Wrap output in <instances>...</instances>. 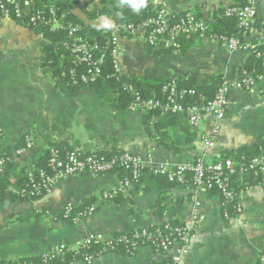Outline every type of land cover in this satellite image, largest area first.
Listing matches in <instances>:
<instances>
[{"label": "crops", "instance_id": "1", "mask_svg": "<svg viewBox=\"0 0 264 264\" xmlns=\"http://www.w3.org/2000/svg\"><path fill=\"white\" fill-rule=\"evenodd\" d=\"M246 1L147 0L146 6L163 8L175 16L192 13L210 28L220 13L244 6ZM58 2L67 5L86 25L114 33L119 42L120 74L127 81L165 82L184 77L202 88L199 93L205 99H211L224 80L255 75V66L260 62L250 53L223 49L209 35L184 40V49L178 53L153 49L146 44L143 31L132 38L121 36L116 30L121 23H112L120 21V12L111 10L109 16L89 20L88 13L101 10V0ZM125 5L136 13L146 7L134 10ZM255 5L257 28L264 30V0H255ZM105 19L114 27L105 28ZM243 38L249 43H264V32L244 33ZM43 44V38L33 30L0 15V152L12 160L17 173L36 171L52 145L86 154L127 151L140 155L146 168L139 184L129 187L122 185L116 173L86 174L61 180L52 193L36 200L21 202L7 195L0 208V259H34L59 244L75 247L93 233L114 236L168 223L181 225L197 213L200 222L182 264H259L264 253V188L254 184L250 176H238L235 183L247 186L238 193L242 212L230 213L226 219L228 210L217 192L195 190L191 184H170L154 176L151 167H174L201 157L212 162L216 156H237L243 149L260 144L264 140V82L250 91L231 93L220 134L214 146L208 148L205 140L212 130L209 115L203 117L196 130L185 115H175L190 127L192 141L187 143L181 124L150 133L145 124L147 114L132 113L128 108L115 112L97 91L89 88L73 94L56 89L41 68ZM165 52L169 53L153 55ZM247 67H251L250 73ZM27 138L33 142L32 149L17 155V150L25 148ZM114 191L118 192L114 200L103 199L104 193ZM83 206H94L96 210L80 224L73 225L62 218L65 208L78 210ZM178 248L176 245L169 252H157L144 247L133 257L106 254L92 264H167Z\"/></svg>", "mask_w": 264, "mask_h": 264}, {"label": "built area", "instance_id": "2", "mask_svg": "<svg viewBox=\"0 0 264 264\" xmlns=\"http://www.w3.org/2000/svg\"><path fill=\"white\" fill-rule=\"evenodd\" d=\"M28 3L22 0H0V14L3 18L14 20L23 16V7ZM53 14V12H51ZM44 13H38L31 18V22L46 21L48 24L57 27L56 19L47 20L42 17ZM224 16L228 19H235L238 27L246 33L264 32L253 25L257 20V8L255 0H247L244 6L231 7L225 10ZM120 26L122 28H120ZM116 28L128 35H133L138 31L144 32V40L153 49L178 53L181 51L184 40L193 37L209 35L211 41L218 43L223 49L229 52H247L254 55L263 66V74L249 75L235 81L224 80L217 89L215 96L205 99L203 95L195 89L179 88L175 78H170L162 85L161 98H144L139 93L128 107L132 113L147 114L155 112L160 116L185 115L189 125L193 130L198 129L199 123L205 115H209L212 120V130L210 136L205 140L208 148L214 146V142L220 134L221 124L226 117L230 105V95L234 90L250 91L258 83L264 82V50L260 46L264 43H241L238 38L224 35L209 34V26L192 13H185L180 16L170 15L165 9H158L157 16L148 22L140 25L121 24ZM78 28L70 30V37L78 32ZM73 47L74 69L82 68L83 71L77 75L73 71L70 75L74 84L89 86L95 83L102 75V68L105 61L97 55L98 46L91 44L86 38H75ZM113 66L116 74L121 75L119 61V42L116 38L112 43ZM130 89V88H129ZM33 142L26 139L25 148L17 150V155L23 154L26 150L32 149ZM244 160V159H243ZM10 158L5 157L0 152V174L4 173ZM146 168L145 160L140 155L123 151L121 153L107 156L101 153L86 154L79 150L61 152L56 148L50 150L47 170L40 169L28 173V185L26 189H9L7 193L18 195L21 198H43L52 193L63 179L81 175H106L112 174L117 169L127 172L128 176L122 180V185L129 187L132 183L140 180ZM151 172L154 176L165 178L170 184L186 186L191 184L195 190L206 192H217L223 199L226 207L233 204L234 213L239 215L242 212L239 203V194L231 188L233 177L247 175L252 178L255 184L264 188V154L244 163H236L232 159L216 156L215 160L207 161L205 157L196 159L193 162L174 167L152 166ZM1 191V190H0ZM118 192H107L103 194L105 201L114 200ZM196 206L199 204L196 202ZM96 208L88 207L83 211L75 212L72 207H67L62 213V218L73 225L80 224L83 220L92 216ZM229 211H226L225 218L229 219ZM200 222L197 213L192 219L176 227L166 225L164 230L150 232V228L142 229L131 234H123L119 237L105 236L102 234H89L78 242L75 247L59 244L51 248L44 254V263L60 258L66 251L87 248L89 246H101V254H114L119 248H124L126 253H135L139 249L148 247L157 252H169L176 245L180 248L176 250L167 264H182L183 257L191 251V244L195 235L196 225ZM95 259L90 255H85L77 261L69 264H92ZM0 264H34L25 260L5 261L0 259ZM259 264H264V253L259 257Z\"/></svg>", "mask_w": 264, "mask_h": 264}, {"label": "trees", "instance_id": "3", "mask_svg": "<svg viewBox=\"0 0 264 264\" xmlns=\"http://www.w3.org/2000/svg\"><path fill=\"white\" fill-rule=\"evenodd\" d=\"M22 2L28 3V6L23 7V16L21 18H15L13 21L33 30L36 34L40 35L43 38L44 44L41 48L40 58L41 68L44 73L50 77L51 82L56 89L60 90L63 93L69 94L76 93L83 88L92 89L94 91H97L98 94L102 97V99L115 112L125 111L132 104L137 93H139L144 98H151V96H156L157 98L162 97L160 90L162 85L165 83L164 81L153 79L127 81L121 75L116 74L113 66L112 57V43L114 41V38L116 37L114 36V33L111 30H102L97 29L93 25H86L82 20H80L68 9L67 5L59 3L58 0H22ZM101 4V10L97 13H88V19L93 21L100 16H109L110 11L113 10L118 13L120 12L121 14V18L118 23L112 21L115 26H118L119 23L127 26H140L148 22L149 20L155 18L157 16L158 11V9L155 10L154 8H152V6H146L141 10V12L136 13L129 9L125 5V3L121 5L120 0H101ZM51 12H53V14ZM38 13H44L42 17H46L47 20L56 19L58 21V26L54 27L52 26V24H48L46 21H37L35 23H32L31 18L36 16ZM253 26L255 28L259 27L258 21H255ZM73 28H78L79 30L77 33L74 34L73 37H70L69 33L70 30ZM120 28L122 27L120 26ZM244 33L246 32L238 27V23L235 19H228L224 16V14L221 13L219 16L215 17L214 23L209 28V34L235 37L238 38L241 43L245 42L243 38ZM120 34L123 38L133 37L132 35L124 33V31L122 30L120 31ZM79 37L86 38L91 44L97 45V55L102 57L105 61V66L102 68L101 77L95 83L89 86H85L82 84H74V81L72 80L70 75L73 71H75L77 75H79L83 71L82 68L74 69L73 65L74 57L72 50L76 44L74 39ZM183 49L184 44L182 43L181 50ZM260 50H264L263 44L260 46ZM168 53L169 52L160 54L153 53V55L157 57ZM251 67H247L246 69L249 73L251 71ZM254 72L255 75L263 74L262 62H259L258 65L255 66ZM174 78L177 80L179 88H195L197 92L202 90V88H198L196 87V85L190 84L189 81H185L184 77ZM158 116L159 114L155 112H149L145 116V124L147 130L150 133L154 131H162L163 128H165L166 126H176L177 124H181L183 126L182 130L185 132V135L188 136V138H186V141H188L187 143L192 141V137L190 135V127L188 123H186L184 120H181L177 116L166 115L158 118L157 121H154V119ZM52 148H56L63 153L67 151H72V149H70L69 147H61L58 145L50 146L49 149L44 152L37 170H47L50 150ZM263 152L264 140L256 146L243 149L241 153L237 156L222 157L232 159L236 163H244L245 161L252 160L253 158L261 155ZM104 155L111 156L112 154L104 153ZM13 164L14 163L10 159V161L6 165L4 173L0 174V208L2 206L4 197H6L7 195H10L15 200H20L21 202L38 199L33 197L21 198L18 195L7 193V191H9V189L11 188L19 191L26 189L28 185L27 175L17 173L15 165ZM114 173L118 174L121 180L128 176L127 172L123 171L122 169H117ZM237 180V176L232 178L231 188L236 193H239L242 189H245L247 186H244L241 183H235L237 182ZM140 181L141 178L134 184H139ZM253 183L255 184L254 181ZM240 186L243 187L241 188ZM86 208V206H83L78 210H75V212L83 211ZM226 210H228L229 213H234L233 204H228L226 206ZM166 225H170L173 227L178 226L168 223L161 227L150 228L149 231H162L164 230ZM121 235L114 236L119 237ZM117 253H123L127 257H133L136 254V252L126 253L124 248H119ZM85 255H90L94 259H97L98 257L103 256L104 254H101V246L93 245L87 248H78L77 250L66 251L60 258H57L49 262L48 264H69L73 261L81 259ZM25 261L34 264H45L43 255L34 259H26Z\"/></svg>", "mask_w": 264, "mask_h": 264}, {"label": "clouds", "instance_id": "4", "mask_svg": "<svg viewBox=\"0 0 264 264\" xmlns=\"http://www.w3.org/2000/svg\"><path fill=\"white\" fill-rule=\"evenodd\" d=\"M121 5L127 3L133 7L134 10H139L141 7L147 5V0H120ZM105 28H112L114 25L105 19Z\"/></svg>", "mask_w": 264, "mask_h": 264}, {"label": "water", "instance_id": "5", "mask_svg": "<svg viewBox=\"0 0 264 264\" xmlns=\"http://www.w3.org/2000/svg\"><path fill=\"white\" fill-rule=\"evenodd\" d=\"M120 33V32H119Z\"/></svg>", "mask_w": 264, "mask_h": 264}]
</instances>
